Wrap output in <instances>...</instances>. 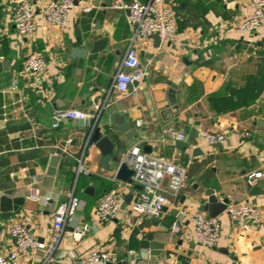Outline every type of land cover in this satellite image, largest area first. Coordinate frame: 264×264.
<instances>
[{
	"label": "crops",
	"instance_id": "1",
	"mask_svg": "<svg viewBox=\"0 0 264 264\" xmlns=\"http://www.w3.org/2000/svg\"><path fill=\"white\" fill-rule=\"evenodd\" d=\"M33 1L37 32L28 47L12 20L14 0H0V197L25 198L16 212L0 210V254L15 249L8 227L18 218L40 242H49L54 212L73 191L81 206L50 264H71L72 257L94 250L114 254L113 264H264V26L252 34L231 29L250 14V0H170L178 39L140 41L145 76L130 88H137V96L112 88L132 39L126 10L112 9L115 0H79L67 28L60 29L46 20L47 5L57 0ZM84 5L91 11L83 12ZM30 50L46 56L48 81L23 75ZM108 97V107L95 120L115 143L117 164L126 150L138 147L186 169L187 187L169 196L159 219L132 212L141 186L119 180L116 167H103L101 151L89 143L79 120L53 122L57 110L93 114ZM114 113L131 123L135 136L119 131ZM168 128L186 138H172L164 133ZM200 131L225 133L226 139L209 145L200 140ZM54 157L58 161L50 173ZM82 157L89 172L78 174ZM258 172L262 176L250 183L249 175ZM35 180L41 200L29 197ZM117 185L122 187L121 209L101 222L95 215L98 200ZM209 189L221 201L257 206L262 223L241 232L223 212L218 246H199L192 213L208 214ZM176 220L180 229L174 234ZM44 254V249L22 252L13 264H42Z\"/></svg>",
	"mask_w": 264,
	"mask_h": 264
},
{
	"label": "built area",
	"instance_id": "2",
	"mask_svg": "<svg viewBox=\"0 0 264 264\" xmlns=\"http://www.w3.org/2000/svg\"><path fill=\"white\" fill-rule=\"evenodd\" d=\"M79 0H57L47 5L46 20L51 26L66 29L69 23V13L77 6ZM252 10L248 16L231 27L233 31L241 34H252L264 26V0H250ZM227 4L228 0H222ZM91 5H84L83 12L91 11ZM112 9H121L128 12V25L132 32L131 42L122 58L119 70L114 77L112 88L122 94L132 93L137 96V88L131 90V85L141 81L145 71L140 66L138 46L141 40L158 35L162 40L174 42L178 39L177 17L170 0H148L141 2L134 0L127 3L123 0H115ZM36 5L33 0H14L12 20L18 34L23 37L28 47H31L36 38ZM22 73L28 78H42L48 81L46 56L35 50H30L23 62ZM103 94H110V90L102 89ZM110 97L105 98L104 104L98 105L93 114L79 109L57 110L53 115L54 124L65 120H80L98 118L102 111L108 107ZM142 125L141 121L137 122ZM164 133L183 141L186 136L174 128L164 130ZM199 138L209 145L224 143L225 133L200 131ZM122 162L126 163L133 171L131 180L141 186L137 198L131 204L132 212L139 217L159 219L163 210L169 206V196L175 195L187 187L188 175L186 169L160 155L142 153L140 148L132 147L123 154ZM78 174L88 173L84 165V158L78 159L76 167ZM262 176L261 172L250 174L248 179L252 183ZM117 182L116 177L111 178ZM166 182V184H165ZM38 180L33 183L29 197L41 200L42 194L37 186ZM121 185L113 187L99 200L95 208V215L101 222L110 221L118 215L121 209ZM68 199L60 203L54 212L53 231L49 242H40L37 236L30 231L21 219L13 220L8 232L15 240V249L8 255L0 254V264H13L20 253L44 249L42 264H50L55 260L59 249V242L65 227L74 219L76 211L81 206V199L71 191ZM224 213L234 222L241 232H252L262 223L260 209L245 201L228 202ZM194 221L195 240L199 246L214 248L218 246L222 224L219 217H211L203 211L192 213ZM180 229V223L176 220L172 225V231L176 234ZM65 256V255H64ZM114 254L99 250L91 251L83 256L72 257L71 264H106L116 263Z\"/></svg>",
	"mask_w": 264,
	"mask_h": 264
},
{
	"label": "water",
	"instance_id": "3",
	"mask_svg": "<svg viewBox=\"0 0 264 264\" xmlns=\"http://www.w3.org/2000/svg\"><path fill=\"white\" fill-rule=\"evenodd\" d=\"M153 38H155L156 40H160L158 35H153ZM82 52L83 50L80 51V53ZM137 83L138 82H135L133 84ZM175 108L178 109V106H175ZM98 121H96L95 118L80 119L79 125L86 130L89 143L92 145L94 144L101 151L103 155V167L111 169L116 167L117 178L122 181L131 182L133 171L128 167L126 163L120 162V164H117L113 160L114 153L116 152L115 143L111 140V137L106 132V130L104 131L102 129V126L99 125ZM113 124L115 126H118L119 131L121 133L127 134L128 137H133L136 135L135 130L132 129L131 123L127 122L126 118L119 113L113 114ZM123 143H125V141H123ZM51 161L52 166L50 167V173H53L58 158L54 157ZM87 192L92 193V188H88ZM206 194L208 196V202L204 206L205 210L208 212L209 216L218 217L225 211L228 200H219V198L215 195L213 189L207 190ZM24 203V197L10 198L3 195L0 197V210L2 212H16L20 209L21 206L24 205ZM131 260H134V258L131 257ZM106 264L113 263L108 262ZM117 264H128V261H121Z\"/></svg>",
	"mask_w": 264,
	"mask_h": 264
},
{
	"label": "trees",
	"instance_id": "4",
	"mask_svg": "<svg viewBox=\"0 0 264 264\" xmlns=\"http://www.w3.org/2000/svg\"><path fill=\"white\" fill-rule=\"evenodd\" d=\"M88 201H90V199H88Z\"/></svg>",
	"mask_w": 264,
	"mask_h": 264
}]
</instances>
